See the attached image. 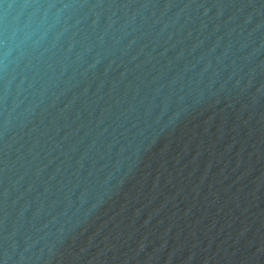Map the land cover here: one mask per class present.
Returning <instances> with one entry per match:
<instances>
[{
    "label": "water",
    "instance_id": "95a60500",
    "mask_svg": "<svg viewBox=\"0 0 264 264\" xmlns=\"http://www.w3.org/2000/svg\"><path fill=\"white\" fill-rule=\"evenodd\" d=\"M0 264H264V0H0Z\"/></svg>",
    "mask_w": 264,
    "mask_h": 264
},
{
    "label": "clouds",
    "instance_id": "9594fccd",
    "mask_svg": "<svg viewBox=\"0 0 264 264\" xmlns=\"http://www.w3.org/2000/svg\"><path fill=\"white\" fill-rule=\"evenodd\" d=\"M48 7H50V6H48Z\"/></svg>",
    "mask_w": 264,
    "mask_h": 264
}]
</instances>
